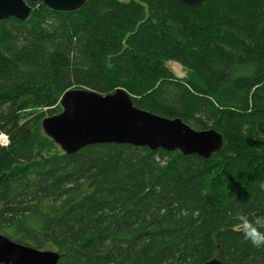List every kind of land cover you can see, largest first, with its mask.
I'll return each mask as SVG.
<instances>
[{
	"label": "trees",
	"instance_id": "1",
	"mask_svg": "<svg viewBox=\"0 0 264 264\" xmlns=\"http://www.w3.org/2000/svg\"><path fill=\"white\" fill-rule=\"evenodd\" d=\"M29 4L28 21L0 23V233L58 251L57 264H264L237 219L264 218V0ZM73 88H124L140 108L214 128L223 147L65 153L42 120Z\"/></svg>",
	"mask_w": 264,
	"mask_h": 264
},
{
	"label": "water",
	"instance_id": "2",
	"mask_svg": "<svg viewBox=\"0 0 264 264\" xmlns=\"http://www.w3.org/2000/svg\"><path fill=\"white\" fill-rule=\"evenodd\" d=\"M89 0H0V23L16 18L28 21L33 13L29 2H43L59 13L81 10ZM192 7L205 0H179ZM62 110L42 120L44 133L65 153H74L95 143H129L150 149L179 150L185 155L211 158L224 144L214 128L195 129L181 118H169L135 105L124 88L102 94L88 88L66 90ZM60 253L17 242L0 233V264H57ZM203 264H223L213 258Z\"/></svg>",
	"mask_w": 264,
	"mask_h": 264
},
{
	"label": "clouds",
	"instance_id": "3",
	"mask_svg": "<svg viewBox=\"0 0 264 264\" xmlns=\"http://www.w3.org/2000/svg\"><path fill=\"white\" fill-rule=\"evenodd\" d=\"M239 227L244 237L257 248L264 247V218L249 220L246 216H238Z\"/></svg>",
	"mask_w": 264,
	"mask_h": 264
},
{
	"label": "rangeland",
	"instance_id": "4",
	"mask_svg": "<svg viewBox=\"0 0 264 264\" xmlns=\"http://www.w3.org/2000/svg\"><path fill=\"white\" fill-rule=\"evenodd\" d=\"M169 68L179 77V78H184L185 76L188 75V71L183 68L180 64L177 62L169 61L168 64ZM47 117V116H46ZM0 142L2 144H7L8 139L7 136L2 134L0 135Z\"/></svg>",
	"mask_w": 264,
	"mask_h": 264
}]
</instances>
